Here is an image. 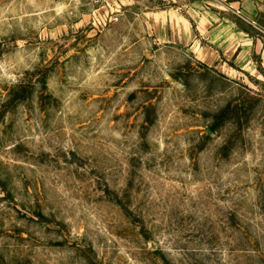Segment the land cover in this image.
I'll list each match as a JSON object with an SVG mask.
<instances>
[{
  "label": "rangeland",
  "instance_id": "374dc122",
  "mask_svg": "<svg viewBox=\"0 0 264 264\" xmlns=\"http://www.w3.org/2000/svg\"><path fill=\"white\" fill-rule=\"evenodd\" d=\"M0 264H264V0H0Z\"/></svg>",
  "mask_w": 264,
  "mask_h": 264
},
{
  "label": "built area",
  "instance_id": "2783aa9c",
  "mask_svg": "<svg viewBox=\"0 0 264 264\" xmlns=\"http://www.w3.org/2000/svg\"><path fill=\"white\" fill-rule=\"evenodd\" d=\"M68 5L76 6L78 8H84L89 10H97L104 3V0H62ZM117 18H114V21H117Z\"/></svg>",
  "mask_w": 264,
  "mask_h": 264
}]
</instances>
